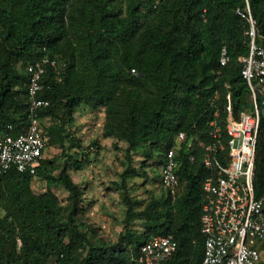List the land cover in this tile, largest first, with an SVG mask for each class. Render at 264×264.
Returning a JSON list of instances; mask_svg holds the SVG:
<instances>
[{"label": "trees", "instance_id": "obj_1", "mask_svg": "<svg viewBox=\"0 0 264 264\" xmlns=\"http://www.w3.org/2000/svg\"><path fill=\"white\" fill-rule=\"evenodd\" d=\"M246 3L264 39V0H0V134L9 126L14 135L26 129V66L53 58L59 73L46 66L39 97L49 106L38 114L50 121L41 125L47 146L61 147L66 156L56 174L45 150L33 175L14 169L0 174V264H138L140 247L158 235H172L177 243L170 264L201 263L208 169L201 149L189 160L190 145L207 134L211 120L224 131L230 112L235 119L252 112L239 61L249 52L248 23L236 13ZM223 46L229 62L220 66ZM83 104L104 108L103 136L124 142L129 159L141 152V168L154 160L160 188L166 150L180 132L187 136L176 149L179 194L172 198L161 188L146 204L126 199L125 232L114 243H94L92 227L83 229L78 221L83 190L67 167L81 170L87 160L70 128ZM93 146L98 153V142ZM135 176L139 172L127 167L121 180ZM34 178L45 182L46 191L33 190ZM56 186L67 191L66 204L51 191ZM254 190L264 196L262 107ZM258 249L264 264V243Z\"/></svg>", "mask_w": 264, "mask_h": 264}, {"label": "built area", "instance_id": "obj_2", "mask_svg": "<svg viewBox=\"0 0 264 264\" xmlns=\"http://www.w3.org/2000/svg\"><path fill=\"white\" fill-rule=\"evenodd\" d=\"M236 13L248 23L249 52L239 59L240 74L247 82L252 112H241L238 118L229 113L224 131L216 119L209 122L205 136L192 139L189 160L202 150V163L208 175L202 182L204 200L201 210L203 257L200 264H261L263 256L259 245L264 243V196L254 190L255 150L260 120L264 108V39L257 34L255 20L248 4ZM261 39V40H260ZM229 62L227 48L220 50L219 65ZM56 69L55 59L43 57L26 66L29 121L24 131L12 134V126L0 134V174L12 169L33 175L47 146V137L41 128L39 110L49 106L40 98L46 66ZM134 73V69H132ZM258 94L261 95L257 100ZM218 112H215V116ZM180 132L176 144L169 147L160 166L161 188L175 198L181 189L177 174L179 166L176 149L186 140ZM177 243L172 235L154 236L139 250L138 264H170Z\"/></svg>", "mask_w": 264, "mask_h": 264}, {"label": "rangeland", "instance_id": "obj_3", "mask_svg": "<svg viewBox=\"0 0 264 264\" xmlns=\"http://www.w3.org/2000/svg\"><path fill=\"white\" fill-rule=\"evenodd\" d=\"M49 122L42 119V127ZM104 122L103 107L93 109L83 104L75 112L74 121L70 125L76 137L82 140L87 160L81 170L76 171L68 165L67 171L83 190L82 204L85 210L78 216V221L83 229L92 227L94 243L100 239L106 243H114L119 234L125 232L126 199L146 204L152 196H159L162 192L158 179L159 170H156L154 160L145 162V168H141L140 163L144 160L141 152H131L129 159L124 142H116L113 137L103 136ZM93 141L98 142V153L93 152L96 147H91ZM62 150L59 146L49 145L45 149L44 158L50 161L53 174H56L66 161ZM75 153V158L81 157L80 152L75 150ZM127 167L138 171L139 176L128 177L122 181L121 174ZM142 171L147 173L146 177ZM32 188L38 193L47 189L45 182L36 178L32 181ZM50 189L62 204L67 203L68 193L62 186ZM133 227L140 228L137 222Z\"/></svg>", "mask_w": 264, "mask_h": 264}]
</instances>
